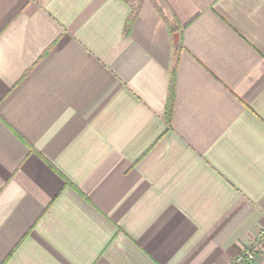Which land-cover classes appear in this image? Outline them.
Instances as JSON below:
<instances>
[{"label": "crops", "instance_id": "0c3cea01", "mask_svg": "<svg viewBox=\"0 0 264 264\" xmlns=\"http://www.w3.org/2000/svg\"><path fill=\"white\" fill-rule=\"evenodd\" d=\"M263 229L264 0H0V264H236Z\"/></svg>", "mask_w": 264, "mask_h": 264}, {"label": "built area", "instance_id": "2783aa9c", "mask_svg": "<svg viewBox=\"0 0 264 264\" xmlns=\"http://www.w3.org/2000/svg\"><path fill=\"white\" fill-rule=\"evenodd\" d=\"M264 248V229L258 231L255 239L247 245L246 249L235 259L236 264H245L254 260L257 253Z\"/></svg>", "mask_w": 264, "mask_h": 264}, {"label": "trees", "instance_id": "16d2710c", "mask_svg": "<svg viewBox=\"0 0 264 264\" xmlns=\"http://www.w3.org/2000/svg\"><path fill=\"white\" fill-rule=\"evenodd\" d=\"M134 16L132 15L131 16V18H133ZM130 21H131V19L130 20H128V22H127V24L129 25V23H130ZM172 80H173V78H172ZM171 80V81H172ZM173 82V81H172ZM168 107V109H167V115L169 116V114H170V107L169 106H167Z\"/></svg>", "mask_w": 264, "mask_h": 264}]
</instances>
